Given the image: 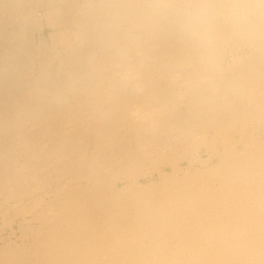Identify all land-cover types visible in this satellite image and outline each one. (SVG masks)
Segmentation results:
<instances>
[{
	"label": "bare ground",
	"instance_id": "obj_1",
	"mask_svg": "<svg viewBox=\"0 0 264 264\" xmlns=\"http://www.w3.org/2000/svg\"><path fill=\"white\" fill-rule=\"evenodd\" d=\"M0 264H264V0H0Z\"/></svg>",
	"mask_w": 264,
	"mask_h": 264
},
{
	"label": "rangeland",
	"instance_id": "obj_2",
	"mask_svg": "<svg viewBox=\"0 0 264 264\" xmlns=\"http://www.w3.org/2000/svg\"><path fill=\"white\" fill-rule=\"evenodd\" d=\"M72 27H73V26H71V27H70V26H68V27L59 26V27H57V28L54 30V32L52 31V30H53L52 28H50V27H45V28L43 29V34L46 35V36H51V37L53 36L52 38L58 41V35L56 36V35H52V34H55V32H57V33H62V32H64V31H66L67 34H70ZM54 37H55V38H54Z\"/></svg>",
	"mask_w": 264,
	"mask_h": 264
}]
</instances>
